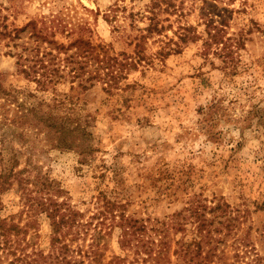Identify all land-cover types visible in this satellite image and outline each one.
Returning a JSON list of instances; mask_svg holds the SVG:
<instances>
[{"label":"rangeland","instance_id":"374dc122","mask_svg":"<svg viewBox=\"0 0 264 264\" xmlns=\"http://www.w3.org/2000/svg\"><path fill=\"white\" fill-rule=\"evenodd\" d=\"M202 11L228 20V33L242 32L237 74L226 77L219 60L207 58L202 39L170 50L179 28L204 35ZM37 79L49 82L39 89ZM53 98L61 100V114L74 106L86 121L93 159L82 164L77 151L39 142L19 167L32 163L71 203L83 207L98 191H113L106 165L121 174L138 217L183 215L187 201L201 194L207 205L222 197L246 217L243 230L264 227V0H0V103L16 109ZM215 100L226 120L207 134L201 111ZM20 141L13 147L22 150ZM148 175L178 179L171 204L156 199ZM1 203L0 216L17 220L18 193H4ZM189 225L178 226L176 238L189 240ZM34 230L35 243L47 247V221L39 218ZM117 233L106 238L113 252ZM235 237L217 243L222 259L214 262H231ZM251 240L263 244L258 235Z\"/></svg>","mask_w":264,"mask_h":264},{"label":"trees","instance_id":"16d2710c","mask_svg":"<svg viewBox=\"0 0 264 264\" xmlns=\"http://www.w3.org/2000/svg\"><path fill=\"white\" fill-rule=\"evenodd\" d=\"M200 15L204 35L195 34L192 27L179 28L182 31L175 33L176 48L170 50L177 51L179 41L202 39L207 58L218 59L226 77L237 74L240 64L237 52L245 41L242 32L228 33L229 21H217L209 11ZM155 28L156 24L147 31ZM35 82L42 89L49 81ZM60 103L58 98L51 102L41 99L30 105L23 102L16 109H11L9 101L0 103V208L4 193L16 191L21 200L17 220L14 215L0 216V264H264V227L259 230L247 225L243 230L246 217L233 213L222 197H213L209 201L211 206L199 197L201 194H193L183 215L173 212L161 219L150 215L138 217L130 212L133 199L126 193L128 187L123 185L121 174L112 166L105 165L104 171L111 174L113 191L109 195L98 191L90 201L80 202L84 208L63 197L62 189L32 163L26 165L25 161L19 167L23 155L30 158L35 155L39 142L47 149L77 151L82 164L93 159V150L87 143L92 134L86 121L73 113L74 106L61 114ZM225 111L220 100L212 101L201 111V123L207 134H211L215 124L226 120ZM14 140H21L22 150L13 147ZM27 163L30 164L29 158ZM32 168L36 169L35 173ZM104 171L102 177L106 176ZM161 178L147 177L156 199L164 198L171 204L176 199L173 186L178 179L166 175V180L161 182ZM23 214L27 217L25 223H21ZM39 218L47 221L49 228L45 248H40L34 240ZM187 224L191 238H176L177 227ZM235 224L240 233L232 232ZM112 229L118 232L117 252L111 251L106 241ZM233 233L237 242L231 262H214L213 257L221 258L216 253L217 243ZM252 234L258 235L263 244L257 246L251 240Z\"/></svg>","mask_w":264,"mask_h":264}]
</instances>
